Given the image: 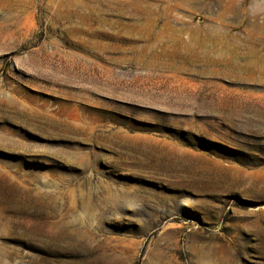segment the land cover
<instances>
[{
	"label": "rangeland",
	"instance_id": "rangeland-1",
	"mask_svg": "<svg viewBox=\"0 0 264 264\" xmlns=\"http://www.w3.org/2000/svg\"><path fill=\"white\" fill-rule=\"evenodd\" d=\"M0 264H264V0H0Z\"/></svg>",
	"mask_w": 264,
	"mask_h": 264
}]
</instances>
